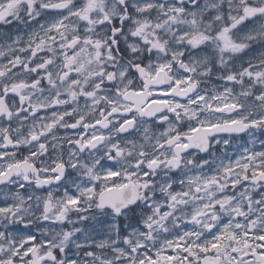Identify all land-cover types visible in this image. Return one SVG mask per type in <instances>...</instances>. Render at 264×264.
<instances>
[{"label": "flooded vegetation", "instance_id": "obj_1", "mask_svg": "<svg viewBox=\"0 0 264 264\" xmlns=\"http://www.w3.org/2000/svg\"><path fill=\"white\" fill-rule=\"evenodd\" d=\"M0 264H264V0H0Z\"/></svg>", "mask_w": 264, "mask_h": 264}]
</instances>
